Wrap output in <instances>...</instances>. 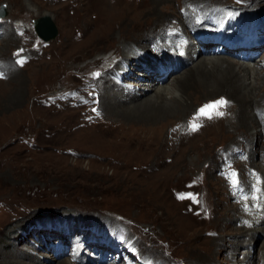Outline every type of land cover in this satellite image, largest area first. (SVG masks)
<instances>
[{
  "label": "rangeland",
  "instance_id": "rangeland-1",
  "mask_svg": "<svg viewBox=\"0 0 264 264\" xmlns=\"http://www.w3.org/2000/svg\"><path fill=\"white\" fill-rule=\"evenodd\" d=\"M204 1L205 7L239 6L236 0ZM258 1L246 0V11L264 12V0ZM189 2L166 0L157 9L155 0H0V9L6 10L0 16V264H128L123 261L127 256L120 258L126 241L140 256L133 264H238L248 250L254 256L251 264H263L264 234L239 236L248 223L232 209L236 195L226 196L230 187L221 177L228 155L235 152L232 160H239L233 169L241 171L248 186L249 169L254 170L251 159L242 161L247 158L242 148L247 130L233 127L242 114L264 125L263 82L257 83L249 108L243 104L244 94L238 96L246 98L242 101L216 89L213 101H227L231 122L222 123L220 133L214 134L209 128L219 123L215 120L195 138L184 135L178 142L170 139V129L181 128V122L187 126V118L170 119L162 129L160 121L126 122L124 116L113 119L104 111V95L114 94L110 75L119 66L104 74L103 63L124 57V49L132 48L131 42L146 31L162 27L164 17L173 15L169 20L184 27L180 18ZM134 5L139 7L132 13H143L138 22L105 16L109 8L128 12L126 7ZM158 13L161 20H156ZM47 16L58 35L43 42L34 21ZM107 25L110 33L96 36ZM213 57L197 59L184 73ZM20 59L25 63H17ZM263 59L264 53L248 62L261 77ZM183 71L171 73L166 86L175 85L173 77ZM130 73L142 81L147 80L141 75H150L139 69ZM202 87L210 90L211 83ZM204 88L185 89L183 94L197 97L193 116L206 98ZM95 102L97 111L91 107ZM254 145L259 155L252 161L261 166L255 171L264 182V134L256 135ZM179 194H190L195 201L178 199ZM233 216L239 219L229 223ZM103 228L115 231L106 234ZM104 239L106 244L100 241Z\"/></svg>",
  "mask_w": 264,
  "mask_h": 264
},
{
  "label": "bare ground",
  "instance_id": "bare-ground-1",
  "mask_svg": "<svg viewBox=\"0 0 264 264\" xmlns=\"http://www.w3.org/2000/svg\"><path fill=\"white\" fill-rule=\"evenodd\" d=\"M190 1H192V2L187 3V5H189V7H187L184 11L185 16H181V18L185 19V22H183V20L180 18L181 24L184 27H182L180 25V23L177 24V23H175V21H174V23H172L169 20V19H171V17H173V19H175L173 15L169 16L168 18L164 17L165 19L163 18L161 20V18L163 16H160L161 14L158 13L157 17H156L158 19H156V20H159V19L161 20L160 25L162 27H160L159 29L151 30L149 32L146 31L143 38L139 37L140 39L138 42H131L134 44V46L132 48L127 47V50L124 49V51H123L124 57L123 56H120L117 58L115 57V59H113L111 61L106 60L107 62H104L102 65L103 66L102 73L106 74V72H109L110 68H114L112 66V64L117 59L119 62L118 63L119 67L117 68L118 69L117 71H122L119 73V78H115V77L110 76L111 79H109V84L111 85V89L114 92V94L112 96L110 93H107L108 91H106L107 94L104 95L105 96L104 97V99H105L104 100V108H105L104 111L106 112V114H108V112H109L110 115L114 117L113 119H116V118L119 119V117L122 118V116H124L123 118H125V119H122V120H126V122L132 121V122H139V123H144V124H158L155 122L160 121V124H161L160 128H162V129L164 128L163 124L170 119H174V118L177 119L179 117H180V119L187 118V126L184 125V122H181V124H180L181 128L174 127L173 129H170V134H169L170 139L174 142H176L175 140H177V142L180 141L181 137L184 135L189 136L190 138H195V136H197L198 132H200L201 130H202L201 132H204V130L208 129L207 127H208L209 123H212L215 120H217L216 123H218V122L219 123L215 124L214 127L209 128V130L214 134L220 133V125L222 123H224V122L230 123L231 122L230 119L227 117V113H228L229 109L226 110L225 109L226 105H225V106L220 107L218 109V111L224 113L223 116H218V115L213 114L211 119H209L207 117H203L201 121L199 119H197L195 122L197 124H199L200 127L196 131L190 130L189 123H190V121L193 120V117L195 116V115L194 116L192 115V111H194V107L196 104L195 99L197 97L193 98V99L185 98L183 96V94H187L185 92V89H195L197 87L204 88V87H202V84L211 83V89L210 90H207L206 88H204L205 92L203 93V95L206 98L200 104H198V105H201V107L203 105L213 101V96H215L217 94V90L219 92L221 91L222 94L224 93V91H226L229 94L231 93L230 95L235 97L236 99L237 98L239 99L240 97H238V96L244 94V96L247 97V100H246V102H243V104L247 106L248 103L254 104L253 103L255 101L254 100V90H256L257 83H259V84L262 82L264 83V75L262 77L257 75L258 73H257V71H255L254 66L249 64L248 61L236 63V62H233L230 59V57L227 58L228 56L227 57L215 56L213 58H208L207 60L203 59V61L201 63H198L197 65H195L194 68H190L189 71L184 73L183 68L185 66H189L190 64H195V61L197 59L202 58V57H206L207 55H209L211 53L216 54L215 52L218 49H220V51L229 52V50L225 49L222 45H220L219 42L213 43V42H210V40H206L207 44H200L198 42L195 43L194 40H196V36H195V33L192 31L194 29V28H192V22H193L192 20L195 19L196 13L198 11L204 9V8L206 10L208 9L209 15L215 17L217 20H221L223 18V15L228 13L227 11H230V10H228V9H217L215 6L205 7V3H204L205 1L204 0L198 1L197 4L193 0H190ZM260 1H262V0H259L258 2H260ZM165 2H166V0H155L156 8L158 9L159 6ZM70 3H71V1H70ZM137 7H139V6H137ZM137 7L135 5L133 7H126L127 10H129L128 12H117V10H114L115 8L114 9L109 8L105 12V16L108 19L110 16L111 18L115 17L116 20L125 21V20L129 19V20H132L133 22H138L140 20V18L142 17L143 13H137L136 14V13L131 12L132 10H137L138 9ZM229 9H232V7H229ZM97 10L99 11L100 9H97ZM205 11H203V12H205ZM103 12H104V9H103ZM100 15H102V14H100ZM232 18H233V16H230L228 18V20L232 19ZM198 21H202V20H198ZM165 23H166V25H165ZM142 24H143V22H142ZM109 25H110V23H109ZM109 27L110 26L103 28V29H100L99 30L100 32L97 33L96 36L100 35L101 33L109 34L110 33ZM164 27L166 30L163 29ZM105 30L107 32H105ZM125 30H126V27H125ZM122 31H124V27L122 28ZM154 32H156V34ZM100 37H101V35H100ZM150 41H151V43L149 46L147 44ZM195 44H197L198 46H196L192 49V47ZM202 47L205 50L202 49ZM170 49L175 50V52H176L175 56H172L173 53L170 52ZM111 53L112 52H110L109 54H111ZM205 54H206V56H205ZM111 56H115L114 52ZM105 58H107V57H105ZM156 59H157V61H161L163 66L166 67L165 74L161 75L159 72H156V70H154L158 65V62H155ZM260 62H262V66H263L262 68H264V59L261 60ZM208 66H211L210 71H209L210 68L208 69ZM128 69H131V70L132 69L133 70L139 69V71L141 70L142 73L149 72L150 75H147V74L141 75V76L145 77L147 81H142V79L137 80L138 76H140V75L135 74V73L131 74L130 73L131 70H129V72H128ZM95 71H97V69ZM180 71L181 72L183 71V73H184L181 77H177V76L173 77L174 79L172 82L175 83V85H173V86H175V88L173 86H166L167 85L166 83L169 82V79H170L169 76L171 75V73L172 74H175V73L181 74ZM134 80L139 81V83H137V84H130L129 83L130 81H134ZM149 80H150V82H149ZM178 81H181V82L178 83ZM172 82L170 83V85L172 84ZM125 83H127L128 85H126ZM148 83H150V85L146 86V84H148ZM199 84H201V85H199ZM115 85H118L117 87L119 89H115L113 87ZM197 85H199V86H197ZM159 86H162V87H159ZM171 87H173L175 90H172ZM230 87L234 91V93L232 90H230ZM150 92H152L153 95L151 96V94H150V96L148 97L147 94H149ZM188 94H189V91H188ZM208 98H210V99H208ZM240 99L243 101L246 98H240ZM138 101H140V102L136 103ZM263 103H264V101H263ZM97 104H98V102L91 104V107L95 111H97ZM229 106H230V103H229ZM263 107H264V104H263ZM248 108H249V105H248ZM117 111H120V112L116 113ZM248 115L242 114L241 116H244V117L237 118V120H236L237 124L233 128L239 129V128L243 127V128H245V130H247V132H246L247 136L245 135L247 143H246V145L242 144L243 145L242 148L245 150L246 155L249 156V159H251V162H250L251 168L254 171L257 169L259 171H261L260 170L261 166L256 164V163H253L252 156L253 155H259L258 154V152H259L258 148H256V146L254 145V139H255L256 135L260 136L261 134H264V125L254 121L253 119H251V118H253V116L251 117ZM96 116H98V115H96ZM144 119H145V122L143 121ZM228 120L230 122H228ZM113 121H115V123L117 122V124H119L118 120L117 121L113 120ZM115 123L113 122V124H115ZM252 130H253L254 134L252 133ZM117 138H119V137H117ZM115 141H117V140H115ZM242 142H243V140H242ZM123 147H125V146L123 145ZM119 149H120V147H119ZM232 150H233V148H232ZM242 152H244V151H242ZM238 153H240V152H238ZM237 156L238 155H236L235 152L232 153V156L228 155L230 168L236 167V162H237V160H239L238 159L239 157L236 160H232V159L236 158ZM240 158H242V157H240ZM224 163H226V162H224ZM249 171H250V169H249ZM251 173H253V172L250 171L249 175H252ZM247 180H248V182H246V183L248 184V187H251V185L254 183V181L251 180L250 177L247 178ZM222 182H224L223 179H222ZM262 184L264 187V182ZM231 193L232 192H230V191L226 192V196L229 197V199H232V197H233V194H231ZM263 193H264V191H263ZM242 202H243L242 206H238L236 204L232 205V209L237 212L238 217L241 219L242 218L245 219V222L248 221V222H246V223H248V225L245 227V230H247V231L241 232L240 233L241 235L239 234V236L248 237L251 234H253V236L256 237V235H257L256 233H258V232H262L264 234V200H260L258 206H256L255 200H249L248 202L242 201ZM247 204L249 205V208L246 209L245 207ZM239 205H241V204H239ZM239 218L233 216L229 219V223H233L234 220L236 221ZM261 252H262V256H264V247H263ZM230 254L232 255V257H235V255L237 254V251L234 250L233 252H230ZM253 259H254V256L251 257V251L248 250L247 252L243 253V259L240 262H238V264H246L245 263L246 261H249L251 264ZM213 264H220V263L214 262ZM252 264H254V263H252ZM263 264H264V258H263Z\"/></svg>",
  "mask_w": 264,
  "mask_h": 264
},
{
  "label": "snow or ice",
  "instance_id": "snow-or-ice-1",
  "mask_svg": "<svg viewBox=\"0 0 264 264\" xmlns=\"http://www.w3.org/2000/svg\"><path fill=\"white\" fill-rule=\"evenodd\" d=\"M21 51H23V50H21ZM17 63L22 65L23 63H25V60L20 59L17 61ZM96 75H98V74H96ZM226 104H227V101H225L223 98H221V99H218L216 101H212V102H209V103L203 105L201 108H199L197 110V114L193 117V120L190 121V123H189L190 130L196 131L200 127V125L195 122L200 117H207V118L211 119L213 114L218 115V116H223L224 113L218 111V109L220 107L225 106ZM229 175L231 177V182H232L233 186H236L238 184L236 173L232 172ZM185 198H191V199H193V201H195V197L191 196L190 194L188 196H186L185 194H179L178 195V199H185Z\"/></svg>",
  "mask_w": 264,
  "mask_h": 264
},
{
  "label": "water",
  "instance_id": "water-1",
  "mask_svg": "<svg viewBox=\"0 0 264 264\" xmlns=\"http://www.w3.org/2000/svg\"><path fill=\"white\" fill-rule=\"evenodd\" d=\"M3 9V10H2ZM0 9V16H5V8ZM36 27V34L42 41H50L57 37L58 29L51 17H44L34 21Z\"/></svg>",
  "mask_w": 264,
  "mask_h": 264
}]
</instances>
